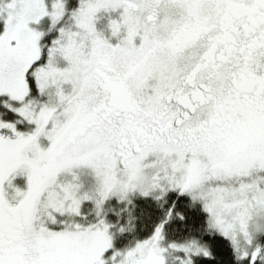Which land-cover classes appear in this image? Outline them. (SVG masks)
Listing matches in <instances>:
<instances>
[{
	"label": "snow or ice",
	"instance_id": "snow-or-ice-1",
	"mask_svg": "<svg viewBox=\"0 0 264 264\" xmlns=\"http://www.w3.org/2000/svg\"><path fill=\"white\" fill-rule=\"evenodd\" d=\"M0 264H264V0H0Z\"/></svg>",
	"mask_w": 264,
	"mask_h": 264
}]
</instances>
